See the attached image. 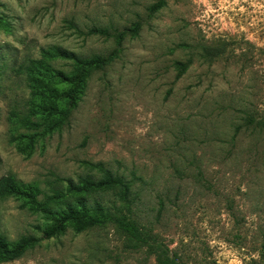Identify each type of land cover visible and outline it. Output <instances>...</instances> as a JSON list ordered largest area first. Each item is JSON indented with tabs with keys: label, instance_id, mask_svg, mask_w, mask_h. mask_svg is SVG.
I'll use <instances>...</instances> for the list:
<instances>
[{
	"label": "rangeland",
	"instance_id": "obj_1",
	"mask_svg": "<svg viewBox=\"0 0 264 264\" xmlns=\"http://www.w3.org/2000/svg\"><path fill=\"white\" fill-rule=\"evenodd\" d=\"M53 45L114 56L67 123L21 152L19 67ZM0 65V177L51 193L102 163L132 180L130 214L150 237L135 245L115 221L44 237L43 214L10 196L0 234L36 241L0 264H157L159 245L187 264H264V0H0ZM86 196L119 206L113 190Z\"/></svg>",
	"mask_w": 264,
	"mask_h": 264
},
{
	"label": "trees",
	"instance_id": "obj_2",
	"mask_svg": "<svg viewBox=\"0 0 264 264\" xmlns=\"http://www.w3.org/2000/svg\"><path fill=\"white\" fill-rule=\"evenodd\" d=\"M89 32L113 36L117 43L124 35L122 31L110 32L104 26L93 27ZM39 53V57H29L19 67L29 95L25 110L10 114L16 126L31 130V133L10 136V141L16 142L21 152L31 151L36 134L54 132L67 123L71 111L85 92L89 72L107 64L114 56L113 53L81 56L58 45L41 48ZM58 60L69 62L70 68L63 70L58 67L54 63ZM97 166L100 171L98 177L85 174L76 180L64 179L65 187H53L51 193H46L35 181L25 182L11 174L4 175L0 177V199L14 196L21 200V206L42 213L46 220L42 227L44 237L63 231L67 224L79 231L94 224L115 221L135 245L150 244L148 231H141L130 214L132 180L102 163H97ZM106 190H113L119 206L111 208L97 199L89 204L86 194ZM35 241L36 238L30 234L14 241H8L0 234V263L18 258ZM154 253L157 264H187L169 255L167 249L160 245L155 247Z\"/></svg>",
	"mask_w": 264,
	"mask_h": 264
}]
</instances>
